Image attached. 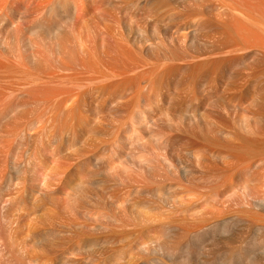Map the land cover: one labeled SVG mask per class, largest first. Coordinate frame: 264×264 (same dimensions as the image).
<instances>
[{"label": "bare ground", "instance_id": "bare-ground-1", "mask_svg": "<svg viewBox=\"0 0 264 264\" xmlns=\"http://www.w3.org/2000/svg\"><path fill=\"white\" fill-rule=\"evenodd\" d=\"M140 2L0 0V125L10 127L0 126V213L15 180L36 191L27 165L55 109L76 114L67 113L73 137L86 142L93 125L111 115L122 120L137 99L116 148L102 146L112 150L106 169L119 183L111 186L149 200L182 188L220 207L190 226L168 228L196 243L231 233L246 218L262 222L256 229L264 237V0ZM21 4L33 16L25 26L16 24ZM170 19L177 22L166 26ZM109 30L113 42L103 45L99 36ZM3 232L0 218V264H12ZM195 242L176 257L180 264H192ZM244 250L226 263H264ZM35 254L24 257L27 264L39 263Z\"/></svg>", "mask_w": 264, "mask_h": 264}, {"label": "rangeland", "instance_id": "rangeland-1", "mask_svg": "<svg viewBox=\"0 0 264 264\" xmlns=\"http://www.w3.org/2000/svg\"><path fill=\"white\" fill-rule=\"evenodd\" d=\"M140 1L142 7L144 0ZM112 7L117 10L115 5ZM112 7L107 6L109 11ZM20 8L23 18L16 20V24L25 26L33 16L27 15L30 14L26 10L27 4H21ZM179 8L178 12L182 11L183 7L181 10ZM114 10L111 12H117ZM183 11L181 13H185ZM104 15L108 17L106 23L111 24V17ZM171 20H168L169 24L166 22V26L177 22ZM163 23L161 27L165 28ZM112 34L111 30L106 33L103 31L99 36L101 43L111 45ZM130 36H134L137 42L143 40L136 34ZM108 50L112 51L111 48ZM155 50L154 53L159 52V49ZM158 54L152 55L154 61L158 59ZM106 59L108 62L113 61L111 58ZM159 63L157 61L156 65ZM137 101L135 99L130 105L122 120L111 115L109 119L112 120L99 121H104V125L99 122L101 126L98 123L93 125L86 142H79L73 137L71 122L74 118L68 117L69 112L67 114L62 109L65 112L63 115L57 108V112L54 110L46 117L47 122L44 121L43 125L45 128L40 126L41 131L39 127L37 135L38 131L41 134L35 136L36 140L33 139L36 143L33 141L34 149L27 165V184L32 185L36 191L28 193L25 184L15 180L14 190L11 189V194L5 193L3 200L0 218L4 239L6 242L9 240L7 245L10 243L8 261L12 264H27L24 257H30L35 252L41 256L38 257V264H180L177 258L187 250L188 243L195 241L174 235L175 231L169 233L168 228L190 226L201 217H208L211 212L220 210V207L205 202L196 191H185L182 188L160 190L153 200H149L134 195L135 192L131 190L111 186L119 183L117 179L112 180L108 176L106 169L112 150L104 152L102 146L113 144L112 147L116 148V133L136 115ZM4 125L1 124L0 128L9 127ZM259 214L264 216L263 212ZM247 219L246 223L244 220L239 221L228 228L231 233L218 232L208 236L205 241H209H203L204 245L203 242H195L199 248L197 254L191 256L192 264H203V261L207 263V260L209 264H227L225 259L230 255L244 249L247 251L248 248L251 258L263 257L264 237L256 229L262 222L259 224V221L253 220L255 224H251L253 222L249 223ZM38 248L40 252L37 253Z\"/></svg>", "mask_w": 264, "mask_h": 264}]
</instances>
